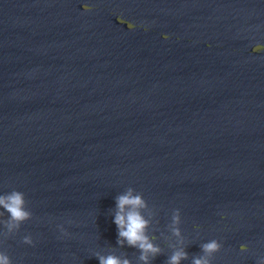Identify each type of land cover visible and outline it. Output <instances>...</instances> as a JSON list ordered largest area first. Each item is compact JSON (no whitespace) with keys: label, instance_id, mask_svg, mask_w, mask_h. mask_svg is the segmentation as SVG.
I'll return each mask as SVG.
<instances>
[{"label":"water","instance_id":"95a60500","mask_svg":"<svg viewBox=\"0 0 264 264\" xmlns=\"http://www.w3.org/2000/svg\"><path fill=\"white\" fill-rule=\"evenodd\" d=\"M258 45L264 0H0V196L29 213L10 229L0 207V255L264 264ZM129 191L160 249L147 262L117 242Z\"/></svg>","mask_w":264,"mask_h":264},{"label":"clouds","instance_id":"9594fccd","mask_svg":"<svg viewBox=\"0 0 264 264\" xmlns=\"http://www.w3.org/2000/svg\"><path fill=\"white\" fill-rule=\"evenodd\" d=\"M85 11H90L85 6ZM147 31V29H145ZM258 49H264V46H257L253 49V52L259 53ZM144 202L140 196H132L131 191L126 195H121L116 200V212L114 215V224L118 230V243L127 241L128 246L138 248L141 251L140 259L147 262L148 254L153 256L160 253V249L154 247L149 241V238L145 235V228L147 221L140 214L139 209L144 207ZM0 207H2L7 213L10 214L9 228L18 227L20 223L29 218V213L24 210V198L23 194L17 191L12 192L8 196H0ZM15 222V223H13ZM64 235H67L65 232ZM24 244L29 246L33 245L31 238H24ZM218 245L215 241L202 246V251L213 252L217 250ZM100 264H129L127 260L121 261L115 256L109 255L107 257H96ZM181 259H187V253L177 251L168 260V264H179ZM0 264H11V260L7 255H0ZM193 264H208V261L203 258H194Z\"/></svg>","mask_w":264,"mask_h":264}]
</instances>
